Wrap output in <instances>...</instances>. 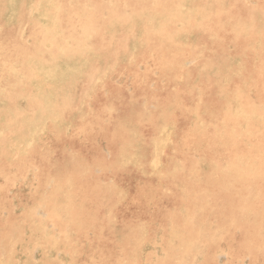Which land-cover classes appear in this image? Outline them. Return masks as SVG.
<instances>
[{
	"label": "bare ground",
	"instance_id": "6f19581e",
	"mask_svg": "<svg viewBox=\"0 0 264 264\" xmlns=\"http://www.w3.org/2000/svg\"><path fill=\"white\" fill-rule=\"evenodd\" d=\"M0 264H264V0H0Z\"/></svg>",
	"mask_w": 264,
	"mask_h": 264
},
{
	"label": "rangeland",
	"instance_id": "374dc122",
	"mask_svg": "<svg viewBox=\"0 0 264 264\" xmlns=\"http://www.w3.org/2000/svg\"><path fill=\"white\" fill-rule=\"evenodd\" d=\"M219 258H222L221 260H223V256H220ZM220 260V259H219Z\"/></svg>",
	"mask_w": 264,
	"mask_h": 264
}]
</instances>
